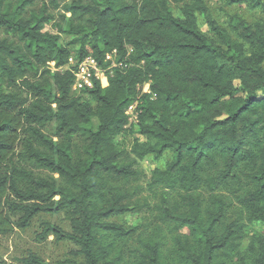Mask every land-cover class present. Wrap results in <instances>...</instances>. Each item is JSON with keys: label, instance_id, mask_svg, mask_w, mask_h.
I'll use <instances>...</instances> for the list:
<instances>
[{"label": "trees", "instance_id": "1", "mask_svg": "<svg viewBox=\"0 0 264 264\" xmlns=\"http://www.w3.org/2000/svg\"><path fill=\"white\" fill-rule=\"evenodd\" d=\"M186 1L0 0V236L59 216L68 230L42 222L36 235L73 246L52 264H264V234L242 252L240 226L224 224L236 205L264 225V25L231 16L226 30L202 0ZM220 1L264 15V0ZM72 56L91 57L107 86L73 92L75 67L62 71ZM135 103L134 130L125 113ZM128 130L145 141L126 151L114 140ZM165 153L148 185L163 191L164 229L113 223L132 210L118 184ZM19 263L51 264L32 252Z\"/></svg>", "mask_w": 264, "mask_h": 264}, {"label": "rangeland", "instance_id": "2", "mask_svg": "<svg viewBox=\"0 0 264 264\" xmlns=\"http://www.w3.org/2000/svg\"><path fill=\"white\" fill-rule=\"evenodd\" d=\"M47 2V0H45ZM70 0H67L69 2ZM204 5L208 8L211 17L216 23L228 30L229 17L236 16L244 20L248 24H255L257 22L264 25V15L259 11H252L248 6H232L225 7L220 0H202ZM193 0H187L186 5H191ZM62 4V3H61ZM59 10L53 11L56 20H58L59 14L62 13L61 5ZM182 5H176L171 3V9L174 16L181 17ZM197 23L200 31L209 38H214V35L210 32L209 28L205 24L204 20L196 14ZM45 31L56 35V30L52 26H47ZM72 38L69 36L61 35L60 42L66 45ZM76 63V58L72 56L70 58L69 67L64 68L62 71L73 67ZM107 76V75H106ZM104 80V79H103ZM107 85L103 83L105 88ZM143 90V88H142ZM88 97L84 96L83 100L88 101ZM134 117V114L131 118ZM130 123H133L130 122ZM128 129H134L136 127L130 124ZM125 133L115 138V145L119 149L129 150L131 143L137 139L140 142H144V138L137 134L136 131H132V134ZM47 135H53V126L47 128L44 131ZM79 145V144H78ZM172 160V156L169 153H165L159 158L147 157L143 161H139L134 166V170L140 175L138 180L130 181L126 184L119 183V189L129 195L131 198L127 201L128 205L132 209L131 212L126 213L123 216L114 217L111 221L113 223L122 225L126 228H135L137 234L142 233L146 235L149 231L162 227L158 222L157 207L160 205L161 196L163 191L160 189L151 190L149 188V181L151 174L154 170H163L168 163ZM226 198L229 194L223 193ZM168 198L174 199L172 194L168 195ZM42 222H48L58 225L64 230H68L67 223L59 216H45L40 215L36 217L31 223L30 227L25 231L15 230L11 234L0 236V264H20V260L25 258L29 252L35 253L45 263H54L62 261L68 258V253L73 249V246L67 242L57 243L52 236H49L46 241L40 242L36 240V235L40 233V224ZM237 223L240 226L241 237V251L244 252L249 243V237L254 234H264V225L249 224L244 215H241L240 210L236 205H233L229 211L228 216L224 224ZM162 229H164L162 227ZM136 246V236L130 242L129 247L134 248ZM129 263V262H128Z\"/></svg>", "mask_w": 264, "mask_h": 264}, {"label": "built area", "instance_id": "3", "mask_svg": "<svg viewBox=\"0 0 264 264\" xmlns=\"http://www.w3.org/2000/svg\"><path fill=\"white\" fill-rule=\"evenodd\" d=\"M113 55H115V52H112L111 54H108L106 56L107 61H111L113 63ZM70 63V60H69ZM75 71H74V78L75 81L72 86V91L75 93H80L85 88H91L92 87V79L99 81L101 87H103V79L106 81L107 85V76L106 72L102 71L98 68L97 64L91 57H86L82 62H76L74 64ZM70 67V68H73ZM112 67H114V64H112ZM142 93H149V85H145L143 87ZM139 111L137 110V104L130 106L125 115L128 117V126L130 124H133L134 127H137L139 123ZM134 114V117L131 118V116ZM133 123H130L132 122Z\"/></svg>", "mask_w": 264, "mask_h": 264}, {"label": "bare ground", "instance_id": "4", "mask_svg": "<svg viewBox=\"0 0 264 264\" xmlns=\"http://www.w3.org/2000/svg\"><path fill=\"white\" fill-rule=\"evenodd\" d=\"M103 83H106V81H105V80H103Z\"/></svg>", "mask_w": 264, "mask_h": 264}]
</instances>
